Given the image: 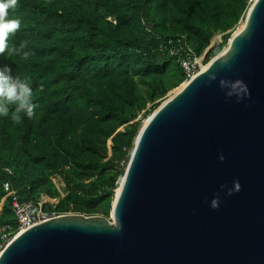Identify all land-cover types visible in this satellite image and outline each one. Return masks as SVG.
<instances>
[{
    "label": "trees",
    "instance_id": "obj_1",
    "mask_svg": "<svg viewBox=\"0 0 264 264\" xmlns=\"http://www.w3.org/2000/svg\"><path fill=\"white\" fill-rule=\"evenodd\" d=\"M247 5L248 0H0V224L16 226L5 182L21 201L37 203L40 193L56 194L53 173L77 210L106 215L142 124L132 122L117 133L107 156L105 141L142 106L135 78L154 101L166 92L162 80L169 69L184 77L159 46L179 39L180 55L197 57L210 36L221 33L220 44L227 41L226 31ZM75 167L98 175L84 183L73 177Z\"/></svg>",
    "mask_w": 264,
    "mask_h": 264
},
{
    "label": "water",
    "instance_id": "obj_2",
    "mask_svg": "<svg viewBox=\"0 0 264 264\" xmlns=\"http://www.w3.org/2000/svg\"><path fill=\"white\" fill-rule=\"evenodd\" d=\"M0 264H264V0L142 122L110 219L35 223Z\"/></svg>",
    "mask_w": 264,
    "mask_h": 264
},
{
    "label": "rangeland",
    "instance_id": "obj_3",
    "mask_svg": "<svg viewBox=\"0 0 264 264\" xmlns=\"http://www.w3.org/2000/svg\"><path fill=\"white\" fill-rule=\"evenodd\" d=\"M251 2H252V0H248V5L246 6L244 12H242L238 21L234 25H232L226 32H229L231 34L234 31H236L237 26L244 21L246 12H247ZM214 35H216V34H214ZM217 35L219 37L221 35V33H219ZM212 36H210L207 45L203 48V50L200 52V54L197 57H195L198 61L203 60V63L201 64L202 66H204L211 58H213L215 55H217L219 52H221L227 46L228 39L224 44H220L221 39L218 42H216V44L215 43L211 44ZM219 44H220V46L218 47ZM207 48H209L208 50H211V51H210L209 55L207 56V58L205 59V56L207 53L205 54L204 51ZM184 81H185L184 77L182 79H180L177 75L173 74L172 70L169 69L164 74L163 80H162L163 86L166 87V92L163 95H160L159 97H157L154 101H149L145 97L146 86L143 83L139 82V80L137 78H135L136 95L139 98V101L142 104V106L140 107L137 115L135 116V118L133 120H131L128 123L118 127L116 129V131L105 141L107 156L109 157L111 155V146H112L111 140L113 139V137L117 133L122 132L132 122L138 121L139 123H142L150 115V112L152 110V106L159 101H163V99H165L170 94H172L174 91H176ZM128 152H130V150H128ZM105 159L106 158H104L103 160H105ZM122 162L123 161H121L120 164H122ZM72 173H73L72 175L74 178L80 179L84 183H87L91 180H94L98 175V173L96 171L88 170L85 167H75V170H73ZM49 179L53 185V188H54L56 194H54L53 196H48L45 193H40L39 194V202H41L42 204H47L48 208L50 210H52L54 212H58L60 214L75 213V214H83V215H99V216H102L106 219H110L111 204L113 202L115 194L111 198L110 206L108 207V212L106 215L102 214L100 212V210H99V212H95V213H85L84 211L77 210L76 207L78 206V203L73 202V200L67 196V191L65 189L64 183L62 182L61 178L57 174H55V173L50 174ZM2 204H3V198L0 200V209H1Z\"/></svg>",
    "mask_w": 264,
    "mask_h": 264
},
{
    "label": "built area",
    "instance_id": "obj_4",
    "mask_svg": "<svg viewBox=\"0 0 264 264\" xmlns=\"http://www.w3.org/2000/svg\"><path fill=\"white\" fill-rule=\"evenodd\" d=\"M167 46V47H166ZM159 49L167 52V55L173 57L179 67L182 69L184 79L187 81L201 67L203 60L198 61L195 57L188 58L180 55V40L168 39L165 45H160ZM6 195H11L10 206L14 214L16 226L9 224H0V251L7 242L18 232L28 228L29 226L45 221L60 213L54 212L48 208H44L41 202L21 201L14 194V191L9 189L8 183L3 184Z\"/></svg>",
    "mask_w": 264,
    "mask_h": 264
},
{
    "label": "bare ground",
    "instance_id": "obj_5",
    "mask_svg": "<svg viewBox=\"0 0 264 264\" xmlns=\"http://www.w3.org/2000/svg\"><path fill=\"white\" fill-rule=\"evenodd\" d=\"M242 25H243V22L242 23H240L238 26H237V28H236V30H238V29H240L241 27H242ZM218 41V35L216 34V35H213L212 36V40H211V44H213V43H215V42H217ZM210 44V45H211ZM209 47V46H208ZM210 48V47H209ZM209 48H207V49H209ZM204 53H205V51H204Z\"/></svg>",
    "mask_w": 264,
    "mask_h": 264
},
{
    "label": "crops",
    "instance_id": "obj_6",
    "mask_svg": "<svg viewBox=\"0 0 264 264\" xmlns=\"http://www.w3.org/2000/svg\"><path fill=\"white\" fill-rule=\"evenodd\" d=\"M218 38H219V39H218V41H219V40L221 39V35H220ZM218 41H217V42H218ZM215 44H216V42H215Z\"/></svg>",
    "mask_w": 264,
    "mask_h": 264
}]
</instances>
